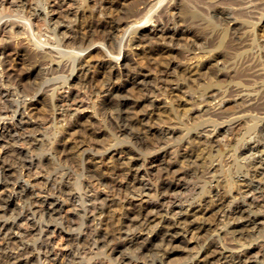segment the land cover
<instances>
[{"label": "bare ground", "instance_id": "1", "mask_svg": "<svg viewBox=\"0 0 264 264\" xmlns=\"http://www.w3.org/2000/svg\"><path fill=\"white\" fill-rule=\"evenodd\" d=\"M221 1L0 0V264H264V0Z\"/></svg>", "mask_w": 264, "mask_h": 264}, {"label": "rangeland", "instance_id": "2", "mask_svg": "<svg viewBox=\"0 0 264 264\" xmlns=\"http://www.w3.org/2000/svg\"><path fill=\"white\" fill-rule=\"evenodd\" d=\"M38 1H40V4H42V3H49L50 1L49 0H38ZM35 2V0H29V4H33ZM214 2L216 3L217 2V4H219V6L218 7H216V8H219L220 6H227V5H221L220 3L222 2L221 0H211V5L213 4V5H215L214 4ZM219 2V3H218ZM92 5V4H91ZM229 7V6H228ZM231 7H234V6H231ZM65 8V9H64ZM63 8V11H68V10H71V9H73V7H68L67 5L65 6ZM220 8H222V7H220ZM75 10V9H74ZM210 14L209 15H211V12H209ZM264 13V12H263ZM258 14H255L254 16H252L250 19V21L253 23V26L255 27V36L259 39V40H261V41H264V31L262 30L263 28H264V17H263V19L260 21V19H259V16H257ZM218 21H217V20ZM6 19H4V20H2V22L1 23H3L4 21H5ZM213 20L216 22L217 21V23H218V25H220V27L221 28H228V29H230V39H233L235 36H238V35H240V33L242 32L241 30H239L238 29V27L239 26H236V25H234L235 23L234 22H232L231 24L232 25H230L229 23H227V22H224V21H222V20H219L218 19V17H214L213 16ZM258 20H259V22H258ZM61 22L63 23V24H68V21L66 20V19H61ZM0 23V24H1ZM72 26L73 25H75V22H71L70 23ZM255 24V25H254ZM259 26V27H258ZM153 27V25H151V26H148L147 28L148 29H151ZM234 27H236L235 29H234ZM45 28H46V25H45V23L44 22H39L38 24H37V27H36V29L37 30H40L42 33L43 32H45ZM258 31V32H257ZM233 32H234V34H233ZM233 37V38H232ZM45 39V37H42V40H44ZM234 40V39H233ZM186 44V41H182V42H179V43H177V44H175V48L177 47V48H180V46L181 47H183L184 45ZM240 47V46H239ZM257 49V50H256ZM254 51H253V53H255L256 55H258V52H259V50H258V48H256V47H254V49H253ZM256 50V51H255ZM258 51V52H257ZM93 52L91 51V50H87V51H85L84 53H83V57H85V55L87 56V55H89V54H92ZM263 55V54H262ZM135 59V62L137 63V64H139L141 67H147L148 65H147V63H148V61H147V59H145V57L143 56V55H137V57H135L134 58ZM259 59H261L262 61L264 60V55L261 57V55H260V58ZM146 62V63H145ZM147 68H149L150 69V67H147ZM93 70V69H92ZM150 73L152 74V76L155 78H158V77H160L159 76V73H157L154 69H150ZM96 74V73H95ZM92 75V74H91ZM225 79V78H224ZM223 79V80H224ZM167 82H171V83H169V84H175V82L177 81V79H175L174 77H170V78H167ZM176 80V81H175ZM229 78L228 79H225L224 80V84H227L228 82H229ZM226 81V82H225ZM31 83L32 82H34V79L33 80H31L30 81ZM130 91H133V90H130ZM131 94H134V92H131ZM231 104H233V105H231ZM231 106V107H230ZM237 105L234 103V102H230L229 104H228V107H230V109H235V108H237L236 107ZM55 118H57L56 119V121L58 120V121H60V119H61V117H60V114H61V111L60 110H56L55 111ZM49 119L50 118H52V113H51V115L49 114ZM50 123V122H49ZM47 124V126H50L51 124ZM243 123V122H242ZM226 129H228V124H226V123H224V124H220V125H218V127H217V131H225ZM244 129V126H242V124H241V126H238V124L237 125H234L233 126V130H231V132H230V134H228L227 133V140L228 141H230V139H231V137L233 138L234 137V135L235 134H238L239 132H241L242 130ZM238 132V133H237ZM150 136H152V135H150ZM58 138L60 139H62L63 138V136L62 135H58ZM104 138V139H103ZM108 137L107 136H105V137H102L101 139H100V141L102 142V139H103V144H104V142H108V141H106V140H108L107 139ZM151 139H153V137H151ZM106 143H105V145H106ZM120 147V145H117V148H119ZM112 152H115V149H112L111 150ZM256 156H254L255 158H258V157H260L261 155L260 154H255ZM148 157V159H150L151 158V156L149 155V156H147ZM72 159L70 158V160L69 161H67V164L70 166V165H73V164H71V163H73V161H74V159L71 161ZM243 162H239V166L242 164ZM47 166H49L48 164H46ZM236 175V176H235ZM233 176H234V178H233V181H234V190L235 191H239V188L240 189H242V185H241V183L243 182V181H240L242 178H243V174H241V173H236V174H233ZM232 176V177H233ZM240 177V178H238V177ZM235 178H236V180L237 181H235ZM243 180V179H242ZM197 181V179H193L192 180V182H196ZM239 181V182H238ZM197 183V182H196ZM214 184V183H213ZM235 188H237V189H235ZM67 209V207H65V210ZM212 218L210 217V219H209V221L211 220ZM208 221V220H207ZM208 221V222H209ZM203 234V235H202ZM202 235V236H201ZM63 236V237H62ZM198 236V238L199 239H197V238H194L193 239V241H204V236H206L204 233H201L200 234V236H199V234H197L196 235V237ZM53 242L55 243L56 242V244H62L63 243V241H64V239L66 238V234L65 233H60V232H56V234L55 235H53ZM62 237V238H61ZM200 237H203V238H200ZM190 238V236L187 238V239H189ZM258 241H260L261 242V240H258ZM58 242V243H57ZM260 242H254V244L253 245H249V246H247L246 247V249H250V251H253L254 253L256 252V249H257V246L258 245H260L261 243ZM183 246H185V245H179L178 247H180V248H177V252H175L170 258H168V259H164L165 260V264H182L183 263V261L185 260V258H186V256L185 255H183L182 254V251H183ZM198 246H199V244L198 245H195L194 243H192V244H190L189 245V247L188 248H190L192 251H196L197 249H198ZM196 249V250H195ZM101 257V256H100ZM99 257V258H100Z\"/></svg>", "mask_w": 264, "mask_h": 264}]
</instances>
